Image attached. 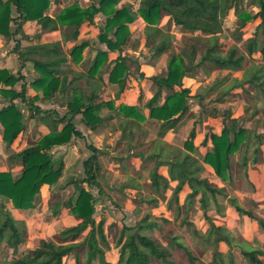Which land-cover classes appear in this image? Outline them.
<instances>
[{
  "label": "trees",
  "instance_id": "1",
  "mask_svg": "<svg viewBox=\"0 0 264 264\" xmlns=\"http://www.w3.org/2000/svg\"><path fill=\"white\" fill-rule=\"evenodd\" d=\"M59 5L61 0H55ZM93 4L88 9L82 8L78 3L65 7L56 19L51 18L47 11L51 5V0H0V33L12 36L11 24L17 25V30L22 31L23 26L28 22H37L40 26L39 33L33 38L36 42L43 39V35L50 32L62 30L64 43H75L80 38L83 28L87 23L94 24V18L101 14L106 17L105 25L99 29V42L103 45L94 63L88 68L87 78L85 74L73 73L66 75L60 67L68 63V57L63 50L61 42L53 44H41L22 48L16 47L20 52L23 61V67L27 61L34 63L35 68L40 75L34 79L33 88L42 90L46 96H53L57 92L69 88L76 80L87 79L92 86L91 93H86L80 89L68 90L67 109L69 112L63 117H54L51 112H45L40 107L35 106V100L29 103L31 116L40 121V124L48 125L50 130L36 144L15 153L9 157L11 169L6 171L0 166V201L11 202L12 208L16 211H26L34 209L36 203L45 188L51 189L61 180L64 173V163L62 159H56L52 154L55 147L69 144L73 138L82 137V133L76 123L80 118V124L88 127L100 128L106 119H102L99 113L105 109L114 110L112 101L106 98L105 92L90 81L97 75H105L110 70L107 65L108 55L111 52L120 50L127 42L130 35L129 25L136 21L139 15L147 24V43H158L154 46L156 56H161L172 48L171 35L155 27L163 15L171 17L175 26L189 32H201L204 36L216 37L223 33V19L228 16L230 11H240L239 2L243 0H141L137 14L133 13L131 7L119 8L121 0H92ZM259 11L255 17L249 14H243V26L248 22L260 20L256 25V32L246 45V54L240 53L238 48L233 49L228 55H222L217 46L211 42V47L201 62L196 64V51L191 48L185 51L183 55L173 56L169 62L168 78L163 77L159 82L161 87H181L184 88L181 93L169 97L162 107L155 108L158 95H155L153 102L149 104V118L163 117V129H170L179 124L188 113L186 95L190 90L184 87V80L192 78L190 72L197 70L204 65L213 66L216 69L228 70L230 72L242 71L249 62L247 57H253L260 53L264 56V0H257ZM16 11L18 17H13V11ZM242 12V11H241ZM16 33L14 35H16ZM111 35V36H110ZM89 45L88 42L74 44L71 47L70 54L75 60L80 61L84 49ZM40 56L38 59H31L30 56ZM41 57H44L41 58ZM104 67V69H103ZM125 73V67L121 62L110 71V81H116V75ZM253 76H245L244 81H237L238 87H244L248 84L253 85L257 90L264 92V73L260 67L254 66ZM210 73H207V76ZM22 78V77H20ZM6 69H0V82L6 86H15L20 79ZM124 78L118 82L123 84ZM98 91V92H97ZM4 97L10 98L11 102L0 110V135L8 147L23 134L24 113L14 103L17 99L26 100L27 88L23 87L21 92L13 90H2ZM121 115L125 116L136 113L139 114L137 106L122 105L120 107ZM44 112V113H43ZM178 114L175 117V114ZM39 124V122H38ZM139 127L137 123L127 122L122 126L125 132L130 130L134 134V127ZM135 135V134H134ZM234 135V139L231 136ZM196 137V127L191 132V139ZM123 139V138H122ZM121 139V140H122ZM253 141L256 142L255 156L264 146V138L254 132H250L241 127L238 128L237 119L232 117L225 118L224 127L220 136H206L200 149H196V156L191 153L179 154L169 161L159 162L149 174L151 181V190L155 197H150V204H159L161 196H165L171 188L173 182L177 186L172 193L170 205L174 201L177 203L176 212L182 210L180 203L181 196H184L185 207L190 208L194 201L199 198L201 206L207 217L208 194L214 198L218 194H225V190L213 188L202 174L205 165L214 169L218 177L230 178L233 167L232 157L236 151H239L241 144L250 146ZM241 142V143H240ZM211 143V147L209 146ZM210 147V148H209ZM92 155L84 162V178L79 180L72 178L68 184L74 185L78 195L71 197L69 201L62 204V214H72L75 224L67 226L60 233L61 243L41 240L39 246L30 253H26L22 259L13 261L11 264H64L65 258H74L75 264H114L107 259L106 251L101 246L104 244L109 247V241L106 236V220L101 219L97 223L95 220V199L92 189H97L100 193L102 175L101 157L105 155L104 151L89 146ZM205 153V154H204ZM136 155V154H134ZM139 157V155H138ZM150 159H159V155H152ZM61 160L59 165L55 161ZM248 156L244 157V167L248 165ZM148 161H150L148 159ZM254 162H258L257 159ZM167 168L168 177L162 175L159 171L161 167ZM17 172V174L13 172ZM134 190L140 188L136 181L131 180ZM129 183H127L128 186ZM86 185L88 188L84 187ZM231 204L242 216H247L256 223L264 233V218L257 216L250 210L241 207L237 199L232 198ZM169 205V209H170ZM4 206V205H1ZM64 211V212H63ZM58 212L56 206L55 213ZM4 217V221L1 218ZM153 215H145L134 227L123 225L122 228H116L119 231L117 248L119 249L118 260L116 264H176L170 260L167 251L158 244L149 233L160 227L157 221H152ZM2 221V222H1ZM167 222V221H166ZM26 228L17 224L13 213L5 207L0 209V248L5 243L13 252L18 251L25 246ZM214 237V238H213ZM208 238L213 239L215 245V257L221 258L219 244L225 242L230 244L229 237L224 235L223 228L212 225ZM175 246L182 249L191 264H195V258L189 249L179 242V239H173ZM242 255L252 264H264V250H243ZM85 257V258H84ZM85 259V260H83ZM216 260V258H215ZM217 261V260H216ZM232 261V260H231ZM216 264H220V260Z\"/></svg>",
  "mask_w": 264,
  "mask_h": 264
},
{
  "label": "rangeland",
  "instance_id": "2",
  "mask_svg": "<svg viewBox=\"0 0 264 264\" xmlns=\"http://www.w3.org/2000/svg\"><path fill=\"white\" fill-rule=\"evenodd\" d=\"M66 1L67 0H64V2ZM52 2L55 1L51 0V3ZM132 7L134 8V6ZM238 8L240 11L235 12L232 10L228 16L223 19V33L214 38L211 36H204L201 32H197L196 34L187 32L173 25L169 19L164 23V17H167V15H163L155 27L162 29V31L164 30L172 37V48L167 52L168 63L164 77L168 78L169 76V62L173 56H181L185 51H189L191 48H194L196 51V64H199L203 55H205L207 50L210 49L211 42H214L213 44L217 46V49L222 55H228L235 48H238L240 53L246 54V45L248 41L254 37L256 25L260 20L257 21L254 19L252 22H248L247 26H243V14H249L250 16L255 17L259 11V5L257 0H243L239 2ZM55 9L56 8H54V10H48L47 14H55ZM138 9L139 7L136 11L133 10V13L137 14ZM56 14L58 17L60 12ZM15 17H18L17 13ZM139 18L140 16L137 15L136 19ZM146 25L148 27L147 23ZM129 32L130 35L127 42L121 47V49L127 46L130 41V48L136 51L141 49L140 51L142 52L140 53V58L146 61H151V48L153 45L147 43L146 37L144 38L143 33L132 35V32ZM131 38H134L135 40L132 42ZM98 43L101 45L100 42ZM67 50V54L71 56V48ZM100 50L101 48H99L98 53ZM155 57L157 56L154 54L153 58ZM71 58V60H75L73 56H71ZM247 59L249 62L240 72H230L228 70L216 69L215 67L209 65H204L203 67L190 72L189 75L192 76L196 83H199L198 85L200 87L199 89L194 87L193 90L185 96L188 105V113L179 124L172 126L169 130L163 129L162 123L164 120L163 117H160L161 115L155 118H149V116L146 117L143 112H141L140 106H137L139 108V114L133 113L127 116L124 114L121 115L120 107L125 105L121 104L117 109V115L119 117L123 116L124 118H128L129 120H132L134 116H136V120L141 124L140 128L136 130V133L139 135L137 138H144V141L134 144L133 150H135L136 153L137 151H143L145 155L151 156L158 153L162 157H166L167 160L184 153H191L198 156L196 154V145L205 135L220 136L222 133V129L218 132L215 131L212 133V130L216 129L214 128L215 125L219 126L218 123L213 124L211 130L207 129L208 124H206L210 115L215 116L219 113L225 114L223 117H220L221 121L223 120L225 122V118L227 117L235 118L238 122V128L241 127L250 132H254L264 138V92L257 90L251 84L242 88L238 87L236 81H244L245 76L251 78L254 75L252 72L254 66L260 67L264 73V56L257 53L253 57H247ZM120 60L124 62L122 57ZM80 61L77 60V65ZM75 67L76 65L67 68L69 70L66 69L67 72L62 75V78H65V81L67 79L65 75L69 74L73 76V73H79L73 70ZM35 71L36 76H33V78L35 77L34 79L40 76L37 70ZM208 72L210 75L207 76ZM81 74L88 75V68H84V72ZM127 74L126 77L128 76ZM20 80L21 78L19 81ZM91 80L92 79L90 78V81ZM109 82L115 83L110 81V79ZM215 85L220 87V95L218 97L212 96V99L209 91H211L210 88ZM83 86H85V84L81 81L74 82L69 88L66 90L64 89L63 91L61 90V92L59 91L53 96H46L42 93V90L34 88L35 93L40 95L35 97L30 96V100L34 99V105L40 107L42 111L51 112L54 117H63L69 112V110L66 107L68 101H66V99L64 101L61 94H63L64 91L69 92L68 90L78 89L79 87L85 88L86 93L90 92L91 87L88 84L87 88ZM173 95H175L174 90L171 96ZM3 98L6 100L2 101ZM10 102L11 99L4 97L2 92H0V110ZM114 104L115 103L112 101V105L115 108ZM223 105L227 106L229 110H218L221 109ZM17 106L23 111L26 110L27 104L25 103L24 106L18 104ZM162 106L163 104L155 105V108ZM115 110L116 109L111 111ZM101 112L99 113L100 116ZM31 114L32 113L29 111V114L24 115L25 118L23 124L25 131L21 134L22 139H24L23 144H27L28 147L36 144L46 134L32 130V128H34V124L32 122H34L33 119H36V117L32 118ZM178 114L179 113L175 114V117H177ZM112 117H114V115ZM199 117L201 118V123H199L200 128H198L199 131L196 133L195 139L192 140L191 132L193 129V123ZM101 118L105 119L103 116H101ZM78 119L76 120V123L79 126L81 124ZM111 122L112 120L107 118L100 128L108 126L113 132H115L117 124L112 126ZM124 124L125 121L121 125L123 126ZM36 125H40V121L38 119L36 120ZM144 126L147 127V130ZM169 133H171L170 136L168 135ZM167 135L169 136L168 142L171 141L172 144L164 145L163 139L167 138ZM0 136L2 137V135ZM19 138L14 142V144L19 141ZM122 138H124V136H122L120 140ZM130 138L131 136L129 134L128 140ZM231 138L234 139V135H232ZM196 141L198 142L196 143ZM121 142L122 141H119V144ZM256 142L257 141H253L250 146L241 144L239 151L234 153V156L232 157L233 167L230 178L218 177L212 168V174L215 175L213 177L220 179L227 187L219 189L216 188L218 190H225V194H218L216 198L208 194V218L205 217L199 198L194 201L190 208H186L184 196H181L180 203L183 207L179 213L176 212V201L170 205V200L176 187V183L171 184L172 187L168 190L166 195L160 197L159 204L153 205L148 202L150 197L152 198L156 196L151 190V181L149 177V174L153 171L157 162L154 161V159L152 160L147 158L146 161L143 160L142 164L140 162L139 166L131 167V169L137 171L135 173L139 177H112L113 172H110L109 169H114V172L119 171V174H124V167L122 164H120L119 168H114L115 166H112L114 160L113 157L118 153V150L122 149V146L120 147L118 146L119 144H115L116 150H113V156H111V158H105L103 163H101L103 168L102 175L105 176L100 178L102 191L99 193L97 189H92L94 199L96 201L94 214L95 220L98 223L101 219H104L107 223L105 226V232L109 241V247L104 244L101 246L106 251L108 261L116 264L118 260L119 249L116 245L119 237V231L116 230V228H122L123 225L134 227L145 215L152 214V221H157V223L160 224V227L149 233V236L152 237V239H154L158 244L162 245L170 256V260L174 261L176 264L191 263L189 262V258L185 252L175 246V243L172 242L173 239H179V242L183 243L189 249L192 256L196 259L195 264H216L218 260H220V264H252L249 260L243 257L242 251L264 250V233L259 228L258 223L249 217H243L237 213L231 204L230 198L237 199V202L241 207L252 211L259 217L264 218V183L260 186L258 184V190H256L255 186L257 183L254 186L248 179V177H259V173L262 175L261 177H264V168L258 169L261 165L264 166V146L261 148L258 155L255 156L254 150L256 149ZM3 143L6 145L4 141ZM4 145H0V166L2 169L8 171L10 164H8L9 158H7V156L9 155L10 157L13 155V151H11V147L13 145L11 147H5ZM209 146H212L211 143ZM111 148L112 146H110V149ZM161 149L162 151H160ZM121 151H124V149ZM14 152H16V150ZM104 152L108 153L106 154L107 156L111 155V153L107 150H104ZM204 152H207V149L204 150ZM246 155L249 160L247 167H244L243 163ZM148 159L150 161H148ZM255 159H257L258 162L255 163ZM59 162H61V160H56V165H59ZM138 162L139 161L137 160L136 163L138 164ZM132 171L133 170L129 171V175L132 174ZM13 173L17 174L16 171ZM71 178L72 177H66L65 181L62 183L59 181L58 185L56 184L55 188L49 193L45 190L36 203L34 208L36 209L35 212L33 211L32 213L25 215V218H23V216L21 218L16 217V219L23 220H16L17 224L22 228H26L24 234L26 241L24 244L25 246L18 249V251L13 252L12 249H9V247L3 243L0 248V264H11L13 261L22 259L26 256V253H30L33 249L37 248L41 240L53 241L57 244L61 243L60 233L67 226L69 227L75 224L73 218L74 216L72 214L63 215V209L60 208L62 204L69 201L71 197H77L78 195V191L75 190V186L68 184ZM76 178L81 180L84 177ZM131 180L136 181L139 184L140 188L138 190L129 188L133 186L134 183H131ZM127 183H129L128 186ZM211 184L213 187L218 186L215 182H212ZM84 187L86 189L88 188L86 185H84ZM241 192L242 196L239 195ZM258 205L262 206L259 207ZM56 206L58 207V212L55 213ZM4 207L11 212V202L8 200L5 203L0 201V209ZM1 220L4 221V217H2ZM212 225L222 227L224 235L229 237L230 244L225 242H221L219 244L218 249L222 255L220 259L215 257V245L213 243V239L210 240L208 238ZM63 263L75 264V260L73 257H68L64 259ZM95 264L99 263L96 262Z\"/></svg>",
  "mask_w": 264,
  "mask_h": 264
},
{
  "label": "crops",
  "instance_id": "3",
  "mask_svg": "<svg viewBox=\"0 0 264 264\" xmlns=\"http://www.w3.org/2000/svg\"><path fill=\"white\" fill-rule=\"evenodd\" d=\"M4 1H7V0H4ZM97 1L100 2V0H97ZM140 1L141 0H121L118 7L123 8L124 6H127V7L134 6V8L132 7V9L136 11L140 5ZM54 3H56V4H54ZM75 3H78L84 9H88L89 7L92 6L93 1L92 0H67L66 2H64V0H61L60 5L55 1V2L51 3V7H49V10H54V8H56L55 9L56 13H58V12H61L65 7H69ZM56 13L55 14H48V15L51 18L56 19V17H57ZM15 15H16V13L14 10L13 11V17H15ZM168 19L171 20L173 25H175L174 22L172 21L171 17H169V16L164 17V23ZM105 20H106V17L99 14L94 18V22H93L94 24L93 25L90 23H87L84 26L80 38L74 44H81L83 42H88L89 45L84 49V51L82 53L81 61L79 62L78 65H77V60H71L72 59L71 56L67 54L68 53L67 49H70L74 44L73 43H69V44L64 43V36H63L61 29H59L58 31H55V32H50V33L44 34L43 39L39 42H36L35 40H33V38L40 31V26L37 24V22H28L27 24H25L23 26L22 31H18L17 33H16L17 25H15V23H12L11 24V28H12L11 32L13 34L12 36H7L5 33H0V69H6V70L10 71L16 77H22V78L20 81H18L16 83L15 86H6L0 82V92L2 90H13V89L18 91V92H21L23 87H26L27 88L26 100L23 101L22 99H17L14 101V103L16 105L21 104L22 106H24L26 103L27 107H26V110H23V112H24V115L29 114V111H30L29 110V107H30L29 103L31 101L30 96L35 97V96L40 95V94L35 93L34 88L32 87V83H33L34 78H35V77L33 78V76H36L35 65L31 61H27L25 63V66L23 67V61L20 57V52L22 50L20 52L16 51V47L19 46L18 42L20 41V45L22 48H26L29 46H35V45H41V44H53V43L61 42V44L63 46V50L68 57V63L65 66L60 67L62 69V71H64V68H65L64 73H66L67 70H69L67 68H69L70 66L72 67V66L76 65L75 69H73V70L77 71L79 73H83L84 68H86V67L89 68L90 65H92L94 63V61L96 60V58L98 56L99 48H102V49L104 48L103 45H99V43H98L99 39L98 38H99V30H100L99 28L101 26L105 25V22H106ZM129 29L132 32V35L143 33L144 38L146 37L147 25L141 18L136 19V21L132 25H129ZM163 32H165V31L163 30ZM187 32H189V31H187ZM15 33H16V35H14ZM190 33L196 34L197 32H190ZM134 40H135L134 38H131L132 42ZM146 40H147V37H146ZM158 41L159 40H156V42L150 43V45H153V47L151 48V53H152V57H151L152 60L151 61H146V60L140 58V53L142 52V51H140L141 49L136 51V50L130 48L131 47V45H129L130 41H129L128 45L123 47L122 49L109 53L108 62H107V65L110 68L109 72L106 73L105 75H103L102 77H101V75H97V77H95V79H92L91 81L96 85L98 90L100 88H102V90L105 92L106 98L108 100L113 101L115 103L114 104L115 109H116L115 111L105 109L101 112V116H103V118H105V119H107V118L111 119L112 120V122H111L112 126L117 124L116 130H115V132H113L108 126H105L104 128H97L96 130H94V128H88L82 124V125H79L81 127L78 126L79 130L82 133V137H75V138H73V140L69 144L59 146V147H55L52 150V154L54 155V157L56 159H62L63 163H64V173H63V176L60 180V183L64 182L66 177H72V178L84 177V162L87 159H89V157L92 155V152L88 148L89 146L96 147L102 151L107 150L108 152L111 153V155L107 156L106 154H108V153L104 152L105 155H103L101 157V163H103V160H105V158H107V157L111 158V156H113V150H116L115 144L118 145L119 141H122V142L118 146H120V147L122 146L121 150L124 149V151L117 149L118 153L113 157L114 160H113L112 166H115L114 168H119L120 164H122L124 167L123 168L124 174H119V171L114 172V169H109L110 172H113L112 177H139L135 173L137 171H135L134 169H131V167L132 166L133 167L139 166L140 162L142 164L143 160L146 161V159L151 157V155H145V153L143 151H137V153H136L135 150H133L134 144H136L140 141H144V138H141V139L137 138L139 136L136 133L137 132L136 130L139 129L138 126L134 127L135 129H134L133 133L135 135L131 134L130 131L129 132L127 131V132H125L124 138L122 140H120V138L122 137V134L124 133V131L122 130V125H121L124 121H125V124L127 122H134L140 126H141V124L136 120L137 119L136 116H134L135 119L133 118L132 120H129L128 118H124L123 116L119 117L117 115L118 107L121 104L140 106L141 112H143V114L146 117H148L149 112H150L149 111V104L151 102H153L155 95L159 94V92H160V94L158 95L156 105H162L165 103L167 98L173 94V90L176 93V92H181L184 89L181 87H174L173 89L168 88V87H161V89H160L159 82L161 81V79L166 74L165 72L167 70V63H168L167 52L170 49L167 52H165L164 54H162L161 56H157V57L153 58V55L155 54L154 46L158 43ZM149 52H150V50H149ZM121 57L124 59V62L122 60H120ZM30 58L31 59H38V58H40V56L39 55L38 56L32 55V56H30ZM41 58L44 59V57H41ZM118 62H121L124 65L125 73L120 72L118 75H116V81H114L115 83H110L109 82L110 71L116 66V64ZM103 69H104V67H103ZM126 74L128 76L124 80L125 82L122 85L118 84V82L121 81ZM85 76L87 78V75H85ZM86 78L80 79L78 81L83 82L85 84V86H83V87H86V88L88 87L87 86V84H88L91 88H90V92H87V93H91L92 86L89 84V82ZM94 80H95V82H94ZM78 81H75V82H78ZM212 82H213V80H212ZM198 84L199 83H196V81H194L193 78H188V79L184 80V83H183L184 87L189 89L190 92H191V90H193L194 87H196V89H199L200 86ZM237 85H238V83H237ZM78 89H80L82 91L86 90L85 88H82V87H79ZM219 89H220V87L218 85L211 87L210 88L211 91H209L210 92L209 94L211 95L210 97L211 98H212V96L218 97L220 95ZM61 96H63L64 101H65V99H66V101H68V98H67L68 92L64 91V93L61 94ZM4 100H6V99L3 98L2 101H4ZM53 102H55V101H53ZM218 110L228 111L229 109L227 106L223 105V107H221V109H218ZM112 114L114 115V117H112L113 116ZM224 115L225 114H223V113H219L218 115H215V116L210 115L208 117L207 122H206V124H208L207 125L208 128L207 127L206 128L211 130L212 125L215 123H218L219 126L215 125V127H214L218 130L213 129L212 133L215 131L218 132L221 129H223L224 121L223 120L221 121L220 117H223ZM107 116H109V117H107ZM35 117H36V119H33L35 123L32 122L34 124V128H32V130H34L35 132H43V133L47 134L50 130L49 126L45 125V124H40L39 126L36 125L37 116H35ZM199 118L196 119L193 123V128L196 127V133L199 131L198 128H200L199 123H201V118H200V120H199ZM78 120L80 121V119H78ZM144 127L147 130V127L146 126H144ZM145 132H147V131H145ZM129 134H130L131 138L128 140ZM170 134L171 133H169L168 135L170 136ZM169 136L167 138L163 139L164 145L165 144L166 145L172 144L171 141L168 142ZM205 138H206V135L196 145L197 149L201 150V144L205 140ZM198 139H199V137H198ZM23 140L24 139H22V136H21L19 138V141H17L11 147V151H13V154L19 153L22 150L28 148L27 144H23V142H24ZM197 142L198 141H196V143ZM0 145L1 146L4 145L1 136H0ZM209 145H210V143H209ZM4 146L8 147L7 145H4ZM110 146H112L111 149H110ZM15 150H16V152H14ZM160 151H162V149ZM202 151L204 152V149L201 150V152ZM134 154H136V155H134ZM138 155H139V157H138ZM154 155H159V154L157 153ZM7 158H9V155L7 156ZM137 160L139 161L138 164L136 163ZM157 160H159V162L169 161V159L167 160L166 157H162L161 155H159V159H157V158L154 159V161H157ZM8 164H10V163L8 162ZM155 166H156V164H155ZM204 167H205V170L202 174V177H203V179H206L212 187H213V185L211 184L212 182H215L218 185L217 187H213V188L219 189V188L227 187L226 184L222 183L220 179H218L217 177H213L215 175L212 174L213 169L210 166L205 165ZM10 168H11V166H10ZM10 168H9V170H10ZM262 168H264L263 165H261V167H259L258 169H262ZM131 170H133L132 174L129 175V171H131ZM159 172L162 175H164L165 177H168L167 168L162 166L160 168ZM258 176L259 177H248V179L250 180V182L254 186L257 183L255 186L256 190H258V184L260 186L261 184L264 183V177H261L262 175L260 173ZM102 177H105V176L103 175ZM239 180H241V179H239ZM173 183H176V186L178 184L177 182H173ZM171 187H172V185H171ZM54 188H55V186L52 187L51 189H49L47 187L43 190V192L45 190H47V192L49 193ZM240 189H242V188H240ZM240 189H239V191H240ZM239 195L242 196V192ZM230 199H232V198H230ZM262 205H258V206L260 207ZM10 210L13 213V216L15 217V219H16V217L21 218L22 216H23V218H25V215L30 214L33 211L34 212L36 211V209L31 210V211H16L11 207H10ZM243 217H247V216H243ZM16 220L23 221L22 219H16Z\"/></svg>",
  "mask_w": 264,
  "mask_h": 264
}]
</instances>
